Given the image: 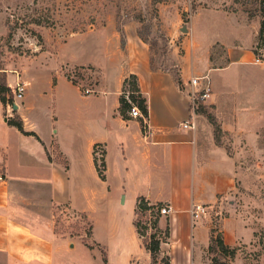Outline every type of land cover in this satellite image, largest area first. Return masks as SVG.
I'll return each instance as SVG.
<instances>
[{"label":"crops","instance_id":"1","mask_svg":"<svg viewBox=\"0 0 264 264\" xmlns=\"http://www.w3.org/2000/svg\"><path fill=\"white\" fill-rule=\"evenodd\" d=\"M138 48L130 67L103 56L94 87L51 73L48 80L29 81L37 91L25 93L17 108L0 99V264H148L151 254L135 225L141 197L171 208V236L162 245L171 264H209L202 252L211 243V226L203 216L194 219L192 208L247 187L248 151L237 141L232 152L202 141V115L196 130L182 128L192 113L188 96L171 72L152 69L148 48ZM252 55L241 45L227 47V94L224 105L222 98L214 101L223 130L251 139L264 127V98L228 95V64H246ZM131 75L147 103L144 118L121 111ZM192 75L198 74L182 67V84ZM12 118L22 120L24 131ZM96 158L105 162L104 179ZM262 158L258 153V166ZM66 211L90 221V236L59 231ZM229 211L228 244L236 245L246 222L237 208Z\"/></svg>","mask_w":264,"mask_h":264},{"label":"rangeland","instance_id":"2","mask_svg":"<svg viewBox=\"0 0 264 264\" xmlns=\"http://www.w3.org/2000/svg\"><path fill=\"white\" fill-rule=\"evenodd\" d=\"M263 21L264 0H0V83L6 79L10 86L20 79L26 83L27 94L37 91V86L31 90L29 81L39 83L55 73L94 87L101 77L103 56L115 55L130 67L131 53L139 50L138 45L148 48L154 70L171 72L177 79L184 66L198 75L209 74L213 96L203 109L202 141L213 140L229 152L234 151V141L245 146L248 155L243 166L251 180L247 187L238 185L243 192L222 194L217 203L206 205L202 218L216 238L202 256L209 264L214 259L228 264H264V127L253 139L248 138L250 134H245L247 138L243 133L229 134L221 127L214 103L222 98L224 105L227 47L234 45L255 55L246 64H228V95L253 97L256 93L264 98ZM257 58L262 62L256 63ZM136 83L133 75L127 77L123 90H134ZM208 114L215 116L219 129L208 123ZM258 153L263 156L261 166L256 164ZM159 207L140 211L139 234L148 239L150 247L160 242V253L148 264H171L167 250L162 249L171 236L170 218ZM230 208H237L246 222L244 240L236 245L228 244ZM65 213L59 231L90 236L87 218ZM188 227L191 232V222ZM220 237L229 248L218 244Z\"/></svg>","mask_w":264,"mask_h":264},{"label":"built area","instance_id":"3","mask_svg":"<svg viewBox=\"0 0 264 264\" xmlns=\"http://www.w3.org/2000/svg\"><path fill=\"white\" fill-rule=\"evenodd\" d=\"M256 63H261V59L257 58ZM185 88L182 89L189 98L191 115L188 119L182 121L180 126L184 129L196 130L198 128L197 118L202 115V107L205 108L207 101L213 96V86L209 74L204 75H192L188 82L185 84ZM27 90L26 83L20 79L16 80L13 86L14 91V103L18 100L23 99ZM87 93L90 92L89 89L86 90ZM131 116L137 118H144L143 113L138 105L133 104L130 109ZM204 115V114H203ZM169 206H162L160 213L162 215H168L170 212ZM207 213V206L204 204H194L192 208V217L194 219H199Z\"/></svg>","mask_w":264,"mask_h":264},{"label":"trees","instance_id":"4","mask_svg":"<svg viewBox=\"0 0 264 264\" xmlns=\"http://www.w3.org/2000/svg\"><path fill=\"white\" fill-rule=\"evenodd\" d=\"M261 31L264 32V21L262 22ZM133 76L136 78L135 75H133ZM178 82H179L180 85H182V81H181L180 78L178 79ZM127 92H129L130 100H128V98L126 97V94H128ZM138 92H139V88H138L137 83H136V88L134 90H131V91H126L125 90L123 92V94L121 96V100H120L121 101V111L122 112H125L128 108L131 109L132 102H137L139 107H140V109H141V111L144 112L145 114L148 113V107H147L146 100L144 98H142V96L140 94H138ZM11 93H12V89H11L10 86H8L6 84V79H5L3 81V83H0V99H1V101L4 104H7V103H9L11 105L14 104V102H13V94L11 95ZM201 109H202V113H203V109H205V108L202 107ZM207 116H208L207 117L208 120L211 123L215 124L216 127L219 129L220 126L217 124L215 116L213 114H208ZM9 122H10V124L17 126L20 130L24 131L22 120H17L15 118H12V119L9 120ZM96 165L98 167L100 176L104 179L105 178V167H106L105 166V162L102 160V163L99 164L98 158H96ZM159 206H162V205L161 204L150 205L148 203V201H146V199L144 197H141V198L138 199L137 208H136L135 225H136L139 233H140V231H139L138 219L141 216V212L140 211L149 210L150 208H156V207H159ZM213 233H214V231L212 230L211 243H213L215 238H216ZM217 240H218V244L223 249L229 248V245L225 243L223 238L220 237ZM143 243H144L146 249L150 252L152 259H154L156 257V255H158L160 253V242L159 241H157L153 245V247L148 246V239L143 240ZM214 264H228V263L224 262L222 260L214 259Z\"/></svg>","mask_w":264,"mask_h":264},{"label":"water","instance_id":"5","mask_svg":"<svg viewBox=\"0 0 264 264\" xmlns=\"http://www.w3.org/2000/svg\"><path fill=\"white\" fill-rule=\"evenodd\" d=\"M14 108H17V104L14 105Z\"/></svg>","mask_w":264,"mask_h":264}]
</instances>
